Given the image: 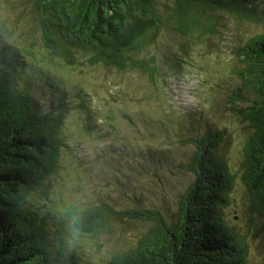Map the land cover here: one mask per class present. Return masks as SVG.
<instances>
[{"label":"rangeland","instance_id":"1","mask_svg":"<svg viewBox=\"0 0 264 264\" xmlns=\"http://www.w3.org/2000/svg\"><path fill=\"white\" fill-rule=\"evenodd\" d=\"M172 4L160 0L159 9ZM258 15V22L241 25L226 18L217 36L200 39L163 29L138 57L155 56L151 77L140 69L89 65L86 58L79 66L66 65L43 45L29 0H0L1 79L32 94L38 115L57 119L62 113L57 173L47 182V196L32 193L23 205L47 216L50 264H108L111 252L154 225L131 218L139 209L156 211L171 223L180 196L195 179L190 161L196 147L189 139L215 130L225 131L219 156L235 177L221 218L245 238L247 264H264V216L243 181L250 127L233 110L242 106L235 96L242 84L239 49L264 31V6ZM59 90L65 93L60 105ZM79 202L135 214L112 222V232L81 236L69 215Z\"/></svg>","mask_w":264,"mask_h":264},{"label":"trees","instance_id":"2","mask_svg":"<svg viewBox=\"0 0 264 264\" xmlns=\"http://www.w3.org/2000/svg\"><path fill=\"white\" fill-rule=\"evenodd\" d=\"M29 1L51 57L70 66L86 58L89 65L140 69L151 77L157 71L155 56L138 57L157 42L163 29L193 39L217 36L226 18L238 25L256 23L264 6V0H169L172 6L164 5L161 12L160 0ZM239 56L242 84L235 96L242 106L233 110L250 127L243 181L264 216V31L248 38ZM58 92L60 105L65 93ZM35 105L32 94L0 77V264H50L43 227L47 216L23 205L32 193L47 196V182L57 173L64 146L62 113L57 119L38 115ZM224 138V130H215L189 139L196 147L190 161L195 179L180 196L174 220L168 224L156 211H135L139 216L132 219L154 225L127 247L111 252L108 264H247L245 238L221 218L220 210L230 205L235 179L219 156ZM70 210L81 236L112 232V222L135 214L94 202L73 203Z\"/></svg>","mask_w":264,"mask_h":264}]
</instances>
